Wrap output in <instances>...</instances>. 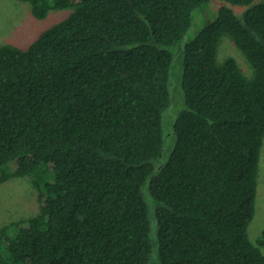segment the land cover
Masks as SVG:
<instances>
[{
  "label": "trees",
  "instance_id": "16d2710c",
  "mask_svg": "<svg viewBox=\"0 0 264 264\" xmlns=\"http://www.w3.org/2000/svg\"><path fill=\"white\" fill-rule=\"evenodd\" d=\"M17 1L71 11L0 45V183L37 191L33 215L0 225V264H264V234L247 236L264 0ZM225 34L251 76L218 62Z\"/></svg>",
  "mask_w": 264,
  "mask_h": 264
},
{
  "label": "rangeland",
  "instance_id": "374dc122",
  "mask_svg": "<svg viewBox=\"0 0 264 264\" xmlns=\"http://www.w3.org/2000/svg\"><path fill=\"white\" fill-rule=\"evenodd\" d=\"M223 0H210L208 10L215 12L223 4ZM237 13L243 7L232 6ZM70 8L51 9L41 19H37L31 12L27 2L17 0H0V45L13 44L21 48L27 47L44 29L61 20L70 13ZM207 13V12H206ZM208 14V13H207ZM205 23V21H204ZM202 25L193 24L188 29L186 37L194 36ZM232 56L247 76L253 71L244 53L234 44L228 34L221 39L218 46L217 60L222 62ZM13 167L14 164H11ZM36 189L27 178L14 177L0 183V225L26 218L37 210ZM264 234V138L260 149L254 215L247 226L249 240L257 245V241ZM264 254V244L260 246Z\"/></svg>",
  "mask_w": 264,
  "mask_h": 264
}]
</instances>
